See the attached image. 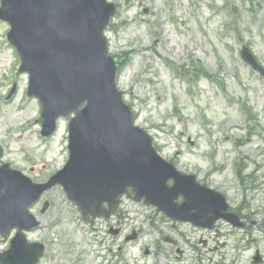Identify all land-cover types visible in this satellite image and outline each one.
<instances>
[{
    "label": "rangeland",
    "instance_id": "rangeland-1",
    "mask_svg": "<svg viewBox=\"0 0 264 264\" xmlns=\"http://www.w3.org/2000/svg\"><path fill=\"white\" fill-rule=\"evenodd\" d=\"M110 1L118 7L114 26L107 32L110 51L119 62L127 57L117 83L136 113V124L153 137L159 154L169 162L174 161L171 163L176 168L197 174L199 182L227 194L229 203L237 204L244 198L255 210L258 202L254 201V196L259 193L258 190L264 189V180H257L260 173H256L257 168L258 171L263 168L264 156L254 158L248 154L252 159L246 163L241 157L240 164L248 166L242 173L244 178L247 177L244 188L245 183L233 175L232 164L229 163L232 162L229 152L234 149L233 141L240 139L238 125L243 123L235 106L225 103V95L218 96V91L219 85L224 83V88H229L230 98L249 95L253 104L258 105L256 110L262 109L264 123V97L261 94L264 81L243 64L237 40L238 35L245 36L264 60V41L257 35L259 30H264V0ZM252 2L253 11L250 10ZM224 5L226 9H217ZM197 21L206 26V32L198 30ZM183 22L188 27L183 26ZM231 23L236 31L223 33L225 26ZM3 29L7 30L9 26H0V39ZM5 39L4 34L2 43H6ZM189 40L193 43L187 44ZM3 49L0 48L1 63L4 65L0 70V82H4V90L9 91L13 80L6 81L3 74L9 71L12 55L10 47ZM195 65L216 77V84L197 80L190 86L179 79L177 73L183 71L181 68L191 70ZM23 75L20 74V91L14 102L5 104L4 95L0 99V144L6 149L3 161L11 160L14 168L34 182L41 183L47 181L64 159L62 148L67 136L68 119L59 120L48 151L34 137L33 130L37 125L22 134L23 125L33 122L37 116L34 107L28 116H20L22 113L15 107L20 93L26 88L27 76ZM217 82L221 83L218 85ZM244 83H248V91L244 90L247 89ZM27 105L32 104L28 102ZM229 137L230 141H226ZM188 138L194 146H190ZM254 148V143L246 147L247 152ZM239 157L235 155L236 159ZM36 164H46L47 167L31 174L28 169ZM44 197L50 205L45 211L39 204L31 208V213L41 221L40 228L25 233L28 241L43 243L46 247L40 264H99V259L90 253V244L93 243L99 253L106 256V262L110 261L109 264H193L194 231L184 224L174 228L164 216L143 204L125 201L117 218L99 220L89 226L79 220V213L59 186ZM261 203L264 206V194ZM263 217L257 216L260 220ZM111 226L114 229L121 227V234L112 236L109 233ZM132 230L138 231L139 237L127 243L125 237ZM250 232L264 255V227L251 228ZM165 236L177 240L178 247L164 243ZM224 239L219 241L217 252L207 255L220 264L226 262L225 255L227 263L236 256L231 243L222 247ZM210 242L212 246L216 245L211 239ZM242 245L247 249L246 243ZM8 247L9 241L0 237V251ZM146 248L150 250L149 255L144 253ZM252 251L253 248L246 250L242 262L238 264H249L245 259L249 260ZM201 254L206 257L205 253Z\"/></svg>",
    "mask_w": 264,
    "mask_h": 264
},
{
    "label": "water",
    "instance_id": "water-1",
    "mask_svg": "<svg viewBox=\"0 0 264 264\" xmlns=\"http://www.w3.org/2000/svg\"><path fill=\"white\" fill-rule=\"evenodd\" d=\"M33 2L34 0H27V4L33 9L29 11L24 20H13L10 13H8L6 17L10 22H14L19 28L21 21L27 28V32L29 34H34L37 41L49 49L47 55L46 53L43 54L44 56H50V54L60 49L61 51L57 54L56 60L74 64L77 73L83 71L82 66L85 57L87 56L86 51H89L92 61L94 59H97L100 62L102 60L104 62L107 61L106 43L102 37L103 29L109 20V14H107V8L104 4L105 0H90V12L80 18H76L74 14L68 15L64 22L58 21L56 9H54L51 5L47 8L46 13H43L41 6H34ZM22 4L24 7L27 5L25 0ZM42 7H44V5H42ZM68 28L73 33L74 37L68 36L64 32V29ZM47 31H50V35H62L70 39V41L76 42L74 50L67 48L66 45L58 49L50 47V35H39ZM45 41H47V43ZM113 74L114 72L101 86V92L103 95L102 99L104 100L106 97L111 96V93L105 90V86L110 82V78L113 77ZM88 101L89 108L87 111L89 112L94 110L96 112L97 108L95 107L94 99L89 98ZM52 105H55L57 108V99L55 97L52 99ZM116 105H118V103H116ZM56 111L58 114L63 113L62 110L58 108ZM77 114L78 117L75 121L73 130L74 138L75 140L77 139L75 149L79 152L81 158L74 159L70 164L72 175H74L72 180L67 181L66 175L63 174V177H61V183L65 186L73 202L77 204L84 213H93L94 209H98L95 205L87 207L88 202H86V195H88V189H90L88 183L97 180H91L87 177L85 168L89 173L94 174L97 177L98 170H95L91 164L96 167L100 163L111 164L113 169L115 171L117 170L116 173L119 176L122 174L127 178V174H129V180L135 186L134 189L138 194V199H141L143 196H147L149 199L158 202L169 200L173 195L176 196V193L173 192L172 189L166 187V181L170 176L177 178L179 175L171 166L159 160L152 153V151L146 146V143H144V139L140 137L141 133L132 128L129 119H127L122 125L119 124L118 127H111L110 120H103L102 126H96L92 122V120L97 119L95 114L89 115V118L82 116L79 112ZM126 137L129 139V144L127 143ZM94 142L97 144V147ZM141 148L143 149L150 164L160 174V176L155 174L151 178L146 179L144 182L139 184L138 180H140L141 177L138 170L141 167V157L139 159V155H137L136 152L139 149L141 150ZM128 150L131 154L134 153L131 163L128 161V158H126ZM18 185H20V183H18ZM184 186H186V184ZM42 191L43 189H40L38 194ZM190 195L193 196V192H190ZM34 199L29 202H24L23 205L28 206L32 201H34ZM161 205L164 209H166L164 202H161ZM19 206H21L20 202L6 209L4 213L0 214V220H8L9 218L14 217L11 215L21 209ZM12 245L18 250H24L22 261H26L28 256H31L33 252L35 257L32 264H36L38 257L43 254L42 246L33 250L32 247L24 244L21 236H18L13 241ZM2 264L8 263L3 261Z\"/></svg>",
    "mask_w": 264,
    "mask_h": 264
}]
</instances>
